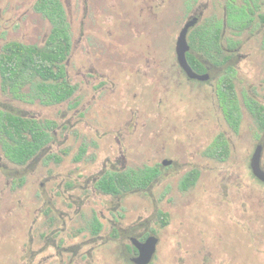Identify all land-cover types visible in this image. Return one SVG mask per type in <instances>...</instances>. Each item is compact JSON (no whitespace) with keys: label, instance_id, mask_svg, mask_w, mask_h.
<instances>
[{"label":"rangeland","instance_id":"1","mask_svg":"<svg viewBox=\"0 0 264 264\" xmlns=\"http://www.w3.org/2000/svg\"><path fill=\"white\" fill-rule=\"evenodd\" d=\"M37 1L0 0V57L14 44L40 56L49 53L45 57L56 73L60 62L52 49L58 39L34 11ZM59 1L71 39L62 65L74 94L55 106L32 100L26 87L15 98L3 89L0 72V109L55 125L44 154L26 170L11 165L0 149V264H126L109 242L113 213L120 207L124 226L145 220L155 228L161 243L153 264H264V186L248 166L255 145L264 148V130L245 105L264 106V29L227 31L225 38L240 44L244 58L221 64L220 54H214L212 79L198 85L180 75L174 48L202 0ZM211 1L204 19H221L217 1ZM226 79L239 104L237 131L217 105L215 88ZM219 134L230 147L223 163L203 155ZM262 158L264 164V149ZM164 159L172 165L158 167L160 175L147 193L119 201L88 188L104 170L154 167ZM195 168L198 180L181 192L182 175ZM12 176H24L23 185ZM42 198L62 217L50 230L40 214ZM158 211L171 222L162 231ZM92 215L102 223L97 238L85 231Z\"/></svg>","mask_w":264,"mask_h":264},{"label":"trees","instance_id":"2","mask_svg":"<svg viewBox=\"0 0 264 264\" xmlns=\"http://www.w3.org/2000/svg\"><path fill=\"white\" fill-rule=\"evenodd\" d=\"M34 10L49 21L52 33L57 36L58 47L52 50H56L59 56L58 71L52 73V63L45 57V55L49 56V53L40 56L37 52L27 51L20 45H9L7 47L9 53L0 57V72L5 75L2 81L3 89L7 88L9 93L16 98L19 96V92L26 87L31 91L32 100L35 98L43 105L55 106L69 100L75 92L62 65V60L71 46L69 23L64 7L59 0H38ZM244 18L245 16L229 17V22L243 25ZM220 34V25L218 22L212 21L207 23L201 32L195 30L190 39L194 45H196V40L202 41L204 54L210 60L215 57L213 50L219 51V54L221 52ZM193 44L192 47H194ZM188 61L194 67L193 58L188 57ZM194 69L196 68L194 67ZM198 71L202 72V70ZM217 94L226 122L233 130H236L239 124V109L233 86L228 79L221 82ZM247 106L257 128L264 130V106L256 102L248 103ZM13 112L0 109V149L5 160L11 165L17 167L16 169L26 170L38 158L40 159V154L51 142L52 130L55 125L50 121L39 122ZM84 153L85 150L82 149L78 158ZM228 153V141L223 134H220L205 151V156L222 160L227 157ZM47 158L57 163L61 161V158L55 155H48ZM157 174L155 169L122 173L105 172L99 178L96 187L103 194L115 195L118 193L119 183L124 191L140 189L146 187ZM196 178L197 174L190 172L183 179L181 188L185 189L187 186H191ZM12 179L18 180V186L23 185L24 176L18 178L12 176ZM94 228L99 230V225Z\"/></svg>","mask_w":264,"mask_h":264},{"label":"flooded vegetation","instance_id":"3","mask_svg":"<svg viewBox=\"0 0 264 264\" xmlns=\"http://www.w3.org/2000/svg\"><path fill=\"white\" fill-rule=\"evenodd\" d=\"M214 1H217L218 5L220 7V11H221V15H222L221 19H216V20L207 19V20H205L204 19V14L208 13L211 10L212 5L214 3L211 0H205V1L202 0L201 5H200V9L197 10L196 13L193 16H190L188 18V20L185 22V24H186L188 21H190V20H192L194 18L197 19L196 24L188 30V34H187V41H188V45H189V51L186 54L187 62H188L190 68L192 69V71L194 73H196L198 75H204V74L208 75V79L205 80V81H198V80L189 79L187 77L186 73L179 67V65L177 63V59H176V54H175V60H176L177 66H178V68L180 70V75L186 81V83L189 82L191 84H198V85L207 84L212 79L211 67L215 66L207 58V56L204 54L202 41L196 40V42H195V44L199 48L198 52H195L193 50V48H191L190 43H189V39H190V36L192 35L193 31L199 29L198 32H201L203 27L206 25L205 23H209V22H212V21L218 22V24L220 25V31H221V34H220L221 52H220V55H219V51L213 50V53L215 55H217V56L218 55L221 56L222 57L221 58L222 59L221 60V64H223V63L225 64V63H231L232 61H234V59L239 60L241 58H244L243 57L244 55L242 56L241 54H239L240 44L239 43L237 44V42L234 41V40L225 38V34H226L227 31H229L230 33H238L239 34L241 32L249 31L253 27L260 26V31H262L264 29V0H214ZM34 6H33V9H34ZM36 13H38V12H36ZM38 14H40L43 17V15L41 13H38ZM236 16H245L243 25H240V24L236 25L235 22H232V23L229 22V17L235 18ZM257 22H259V23H257ZM50 27H51V24H50ZM50 30H52V27L50 28ZM174 53H175V48H174ZM188 57H192L193 58L194 67L196 69H194L193 65H191L189 63ZM198 70H202V72L198 71ZM229 82L232 84V86H234L231 80H229ZM220 84L221 83H219V85H217V87L215 88V94H216V98H217V105L219 106V108H220V103H219V97H218L217 91H218V88L220 87ZM233 92H234V89H233ZM234 94H235V92H234ZM235 98L237 100L236 95H235ZM251 102H253V101H250L248 103L250 104ZM248 103L245 102L246 109L248 107L247 106ZM237 104H238V100H237ZM238 109H239V104H238ZM221 113H222V111H221ZM249 114H250V112H249ZM239 124H240V110H239ZM239 124H238V126H239ZM237 129H238V127H237ZM237 129L234 130V131H237ZM215 138H214V140H215ZM227 141H228V139H227ZM228 145H229V141H228ZM257 146H261L262 147L261 157H260V168H261V170L264 171V164H263V161H262V159H263L262 158V153H263V149H264L263 148V144L257 143L255 145L254 150L256 149ZM83 149L85 150V148H83ZM207 149L208 148H206L205 151ZM81 150L82 149L79 150V153L81 152ZM254 150H253L252 154L254 153ZM205 151H203V155H204L205 158L211 159V160H214V161H217V162H220V163H223V162H226L227 159L229 158L230 147H229V153H228L227 157L222 159V160L215 159V158L213 159V158L205 156ZM79 153H78V155H75V156H79ZM43 154L44 153L40 154V158L42 157ZM252 154L250 156V159L252 157ZM81 157H79V158L77 157L76 161H79ZM250 159H249V163H248L249 169H250ZM164 162H169L170 164L165 166L163 164ZM171 165H172V161L171 160L164 159V160H162L160 162V164L158 166H154V167L144 166V167H141L139 169H134V170H126V169L104 170V171L100 172L98 174V176H96L95 178H93L90 181V183H89L90 186L88 188L90 189V191L94 192L95 194H100L101 196H103V195L104 196H108V197H111V198H114V199H117V200L120 201L121 199L125 198L127 194H137V193H147V192H149V189L152 187V185L156 181L157 177L160 175L161 169H159L158 167L166 169L168 167H171ZM144 169H153V170L155 169V170H157V173H158L157 176L153 180H151L147 184L146 187H143V188H140V189H132V190L124 191L122 189L121 183H119V185H120L119 188H118L119 190H118V193L115 194V195H113V194H110V195L103 194L96 187L97 183L99 182V178L105 172H117V173L129 172V171L137 172L139 170H144ZM190 172H195L197 174V178H196V180H195L193 185L187 186L185 189H182L181 186H182L183 179ZM250 172H251V169H250ZM251 175L253 176L252 172H251ZM199 176H200V170L196 169V168L193 169V170H190L189 172H185L182 175L181 181L179 182V190L181 192L182 191L185 192L190 187L194 186L196 181L198 180ZM254 179L260 185L264 186V183L260 182L255 177H254ZM71 185L72 186H70L69 188H75L74 183H71ZM58 186L60 187V185H58ZM76 204L77 203L75 201H72V202L69 201L68 202V205H70V206H72V205L76 206ZM82 207L83 206L80 205V207H79V205H78L76 207L77 211L75 210V212L80 214V212L82 210ZM120 208H119V210L116 209V211L113 213V215L115 216V222L111 225V228H110V232H109V240L110 241L109 242L112 243L115 247L118 248L121 262L123 261L126 264H134L132 262V260L137 258V256H138V249H137L136 244H143L149 237H154L157 240V243H156V246H155V253L152 256L151 261L149 262V264H153V262L155 260V257L157 256V248H158V246L161 243L160 242V237L157 236V232H156L155 228L150 227L151 224L149 225V222L145 223V220L141 221V222H132L131 224L124 226L123 222H124V220L127 217H126L125 213ZM40 209H41V211H40L41 216L44 217L45 219L49 220V224H48L49 230L53 226L55 221H59L60 222V220L62 218L60 213L58 212L56 207H54V205L47 203V201H45L44 198H42V204H41V208ZM79 210H80V212H79ZM156 214H157L158 222H159V225H160L158 230L162 231L163 229L168 227L170 225V223H171L170 220H169V216L167 215V213L165 211H158ZM70 219L72 220L73 217L70 218ZM98 219H99V216L97 217L96 215H92V218L88 221L89 225L85 228V231L89 235H91L92 238L99 237V234H100L101 229H102V223ZM147 220H149V218ZM147 224H148V226H147ZM96 225H99V230L94 228V226H96ZM55 230H57V229H52L51 233L54 234ZM178 242H179L178 246L179 245L181 246L182 243H183L182 242V238H181V234H180V238H179ZM68 264H72V262L69 261Z\"/></svg>","mask_w":264,"mask_h":264},{"label":"water","instance_id":"4","mask_svg":"<svg viewBox=\"0 0 264 264\" xmlns=\"http://www.w3.org/2000/svg\"><path fill=\"white\" fill-rule=\"evenodd\" d=\"M197 22V19L194 18L188 21L180 30L178 37L175 43V54L179 67L186 73L187 77L192 80L205 81L208 79V75H198L192 71L190 68L186 54L189 51V45L187 42L188 30L193 27ZM262 147L257 146L252 154L250 159V169L253 176L264 183V171L260 168V157H261ZM165 166L169 165V162L163 163ZM157 240L154 237H149L143 244H136L138 249L137 258L133 259L134 264H149L152 259V256L155 253V246Z\"/></svg>","mask_w":264,"mask_h":264}]
</instances>
